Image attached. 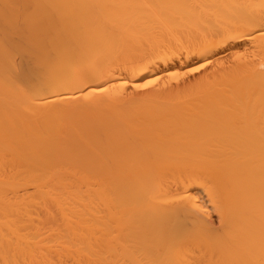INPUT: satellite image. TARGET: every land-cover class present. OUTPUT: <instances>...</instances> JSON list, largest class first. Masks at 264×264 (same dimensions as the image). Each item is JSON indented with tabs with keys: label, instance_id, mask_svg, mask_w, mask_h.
<instances>
[{
	"label": "bare ground",
	"instance_id": "6f19581e",
	"mask_svg": "<svg viewBox=\"0 0 264 264\" xmlns=\"http://www.w3.org/2000/svg\"><path fill=\"white\" fill-rule=\"evenodd\" d=\"M0 264H264V0H0Z\"/></svg>",
	"mask_w": 264,
	"mask_h": 264
}]
</instances>
